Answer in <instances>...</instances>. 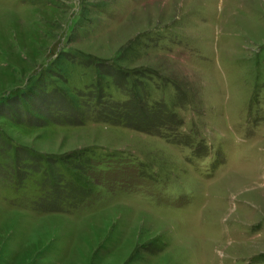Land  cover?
Segmentation results:
<instances>
[{"label": "rangeland", "instance_id": "374dc122", "mask_svg": "<svg viewBox=\"0 0 264 264\" xmlns=\"http://www.w3.org/2000/svg\"><path fill=\"white\" fill-rule=\"evenodd\" d=\"M0 264H264V0H0Z\"/></svg>", "mask_w": 264, "mask_h": 264}]
</instances>
